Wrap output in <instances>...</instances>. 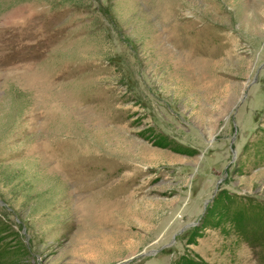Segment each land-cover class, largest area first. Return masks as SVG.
<instances>
[{"label": "rangeland", "instance_id": "obj_1", "mask_svg": "<svg viewBox=\"0 0 264 264\" xmlns=\"http://www.w3.org/2000/svg\"><path fill=\"white\" fill-rule=\"evenodd\" d=\"M187 260L264 264V0H0V264Z\"/></svg>", "mask_w": 264, "mask_h": 264}, {"label": "trees", "instance_id": "obj_2", "mask_svg": "<svg viewBox=\"0 0 264 264\" xmlns=\"http://www.w3.org/2000/svg\"><path fill=\"white\" fill-rule=\"evenodd\" d=\"M244 215H246V214H244ZM241 216H243V214L242 215H240V216H237V218H239V217H241ZM249 216V215H248ZM249 218V217H248ZM245 227H246V221H244V224H243ZM186 264H194V263H192L191 261H186L185 262Z\"/></svg>", "mask_w": 264, "mask_h": 264}]
</instances>
